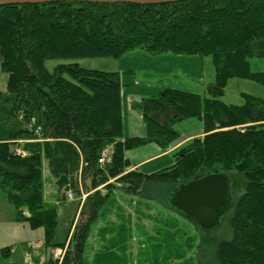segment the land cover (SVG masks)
Wrapping results in <instances>:
<instances>
[{"label":"trees","instance_id":"obj_1","mask_svg":"<svg viewBox=\"0 0 264 264\" xmlns=\"http://www.w3.org/2000/svg\"><path fill=\"white\" fill-rule=\"evenodd\" d=\"M133 49L151 55L211 56L216 66L214 88L219 93L236 76L264 83V71L253 70L250 61L264 57V0L0 5L2 69L9 75L7 86L16 97V114L34 123L0 140L1 186L16 208L17 220L32 228L43 227L45 247H66L62 260L51 255L46 264H92L85 261L84 253L94 224L100 223L97 232L108 250L114 244L112 249L118 251L127 241L113 237L115 225L120 226L118 219L131 216L117 195L137 200L136 204L133 199L126 201L135 208L138 224L156 217L151 215V202L187 218L170 205L171 192L194 178L221 171L228 177L235 202L209 264H264L263 98L244 94L246 102L235 105L168 86L156 97L136 103L148 127L146 136L126 137L119 71L83 68L75 61L61 62L50 72L46 66L51 58H119ZM38 116L41 133L35 131ZM191 118L201 124L204 136L183 143L173 153L174 164L153 173L131 169L127 150L149 142L168 150L181 138L176 124ZM108 146H112L111 161L99 163ZM44 159L55 177L60 201L69 190L80 198L86 194L80 220L74 219L73 230L61 244L54 242L57 203L44 200ZM144 209L151 210L149 215ZM156 212L159 214L157 208ZM125 221L131 224V220ZM211 242L203 241L206 245ZM170 244L173 246L172 241ZM106 254L108 251L97 253L93 264H107L113 256ZM191 259L186 264H205Z\"/></svg>","mask_w":264,"mask_h":264},{"label":"rangeland","instance_id":"obj_2","mask_svg":"<svg viewBox=\"0 0 264 264\" xmlns=\"http://www.w3.org/2000/svg\"><path fill=\"white\" fill-rule=\"evenodd\" d=\"M72 61L78 62L83 68L120 72V80L123 83V134L126 137H131L128 135V126L131 124L133 125L138 118L133 119V121L130 120L129 114L131 111H138L133 108L136 107V104L134 103L135 98H133L130 102L132 94L138 92L143 97H156V95L159 94L158 90L162 87L163 83L167 84L170 82L174 84L176 88L180 87L184 90H192L207 97L216 96L227 103L235 105L246 102V99L243 96L244 94H251L264 99V83L251 78L238 76L232 77L226 82L222 93L217 92L214 88L217 78L216 66L214 65L213 58L211 56L203 54L176 55L166 52L165 54L151 55L146 53L143 49H133L119 58L108 55L96 57L84 56L72 60L51 58L47 60L46 66L50 72L53 71L58 64H61V62L66 63ZM250 61L253 70L264 71V57H252ZM1 62L2 55L0 51V119L2 121L0 124V140L6 139L11 132L17 131L18 129H29L30 123H33L32 120L30 123L25 122V120L16 114L14 109L16 97L8 89L7 82L9 75L2 69ZM34 121L37 127L42 119L38 116ZM192 122H195V124L198 123L196 119L191 118L180 121V123L176 124V127L180 128L181 125H184L187 128V126L189 127ZM139 123L144 124L143 118ZM202 132L203 131L199 132L201 133L200 136H204ZM189 139L190 138H187L186 141H189ZM166 154L167 155H163V157L162 155H159L157 158H152L153 160L151 161L158 159L155 162L160 163L159 168L157 167V169L153 170L151 168L153 163H151L148 165L149 171L144 172L146 171V168L143 170L140 169V171L143 173H153L159 171L160 169L170 167V165L175 163L174 156L172 153ZM169 158L170 161L168 160ZM43 166V177L45 178L44 200L50 203H57L59 218L54 242L56 244H61L66 242L70 230H73L74 219L78 217L77 219L80 220L79 215L81 211L79 208L85 199L74 194L72 197L73 199L66 198L65 200L60 201L59 195H61V193H59L55 177L52 176L46 159L43 160ZM128 197L133 199V203L136 204L137 200H134V197ZM3 202L6 203L8 208L10 207V210L4 208ZM234 202L235 198L231 194L227 205L223 208L221 214L219 215L220 217L217 223L212 227L204 228L197 223L195 224L188 218H183L174 211L171 212L166 210L163 206H161V204L159 205L153 202L150 204L148 202V204L154 208L151 215L156 217L149 216L144 218L145 221H140V223L142 222V226H139L140 223L138 224L139 221H136L137 218L134 216L135 213L133 212L135 208L128 206L126 200H120L119 203L122 208L131 211L130 213L132 217L130 216V219H125L131 220V224L122 220V218L118 219L120 221V226L118 227V224L115 225L117 229L115 230V233H113V237L114 240L127 238V241H123V244L125 245L120 247L118 251L113 250L112 247H110L111 250H108V246L107 249H103L101 246H98L97 244L104 243V238L102 240L101 235H99L100 233L97 232V228L101 226L100 223L99 225L94 224L95 226L91 232L92 235L86 244L87 248L84 253L86 258L85 261H94L95 258L93 259V257L96 256L94 253L108 251L106 256L110 255L113 256V258H108L109 261L107 264L112 262L116 263V261L121 262L120 264H186L191 258L193 262H198V260H200L205 264H209L214 259V243L217 242V238L223 235L227 230L225 222L230 208L234 205ZM140 208L142 209V207ZM156 208L158 209L159 214H157ZM144 211L148 215L151 212L149 209H144ZM12 212L16 213V208L11 202H8L6 192L2 189L0 179V214L8 218L12 215ZM82 217L85 219L86 215H83ZM79 220H77V222H79ZM120 229L123 230L120 231ZM159 229L162 230L163 233H160L158 231ZM145 232L147 234H145ZM169 237L172 240H170ZM160 238H167L169 242H162V239ZM208 239L212 240L211 244L206 245V243H203V241H208ZM170 241L173 242V246H171ZM199 244L200 246L198 247ZM41 247L43 251L45 247ZM41 247L35 245L27 246L24 243L17 244L13 247L14 252L11 254V257L9 259H5L3 264L34 263L36 258L38 259L42 253ZM28 248L34 251L29 252ZM52 255H54V251L52 252ZM0 264L2 263L0 262Z\"/></svg>","mask_w":264,"mask_h":264},{"label":"crops","instance_id":"obj_3","mask_svg":"<svg viewBox=\"0 0 264 264\" xmlns=\"http://www.w3.org/2000/svg\"><path fill=\"white\" fill-rule=\"evenodd\" d=\"M168 86L170 87H176L174 84L168 82L167 84L163 83L162 87H160V89L158 90L160 92L161 89L167 88ZM145 97V96H144ZM140 93H134L132 94V97L130 98V102L132 101L133 98H135L134 103H139L143 98H144ZM134 109H137L136 107H133ZM138 110V109H137ZM138 112V115H137ZM131 111L130 115V120L133 121V119H136V121L133 123V125L131 124L130 126H128V135H130L131 137L134 136H139V137H145L148 131V127L146 126L145 120H144V116L142 115V113L138 110V111ZM144 120V124H140L139 122L142 120ZM26 122V121H25ZM137 123V124H136ZM192 126V127H190ZM190 126L187 128L184 125L180 126V129L182 131L181 134V138L176 140L175 142H173L170 146L168 150L162 149L159 145H157L154 142H149L146 143V145H142V146H138V147H134V149H130L126 151V155L129 159V161L132 163L131 169H135L138 168L139 170H143L144 168H146L147 172L149 171L148 165L153 163V165L151 166V168L153 170L157 169V167L159 168V162H155L151 161L153 160L152 158H157L159 155H167L166 153H174L183 143H185L187 138H192L194 136H199L201 135V133H199L200 131H202L201 129V124L198 122L197 124H195V122H192L190 124ZM14 132V131H13ZM12 133V132H11ZM10 133V134H11ZM8 137V136H7ZM189 139V140H190ZM170 161V158L168 159ZM167 161V162H169ZM164 164V163H163ZM74 196V195H73ZM86 194L83 193L82 198H85ZM119 197V200H129L130 197L127 196H120L117 195ZM124 197V198H123ZM68 199H73V198H69ZM3 206L5 209H8V206H6V203L3 202ZM15 210V209H14ZM80 210V208H79ZM78 210V211H79ZM80 212V211H79ZM78 217H76L75 219L77 220ZM16 219V213L12 212V215H10L8 218H6V216L1 215L0 214V262L3 264L5 259H9L11 257V254L14 252L13 247L16 246L17 244H26L27 246H44L45 247V230L43 227H38L35 228L28 223L26 221H18ZM100 231V230H98ZM98 246H101L103 249H107L108 244L104 243H99L97 244ZM97 246V247H98ZM43 247V248H44ZM111 247H114V244H111ZM115 248V247H114ZM118 248V246H117ZM7 249V253H4V250ZM120 249V247L118 248ZM28 251H34L28 248ZM41 251H42V247H41ZM54 251V249L52 248H48L45 247V249L42 251L40 257L36 260L34 263H30V264H46V261L49 260V257L52 255V252ZM95 255L97 253H94ZM90 257V256H89ZM95 258V256L93 257V259ZM91 259V258H90ZM92 262L94 263V261L92 260ZM92 263V264H93Z\"/></svg>","mask_w":264,"mask_h":264},{"label":"water","instance_id":"obj_4","mask_svg":"<svg viewBox=\"0 0 264 264\" xmlns=\"http://www.w3.org/2000/svg\"><path fill=\"white\" fill-rule=\"evenodd\" d=\"M58 1H85L91 3L131 2L139 5H152L186 0H0V5ZM230 195L227 175L224 172L217 171L194 178V180L174 189L170 194L169 202L172 207H175L180 213L190 218L195 224L208 228L217 223L219 215L230 199Z\"/></svg>","mask_w":264,"mask_h":264},{"label":"built area","instance_id":"obj_5","mask_svg":"<svg viewBox=\"0 0 264 264\" xmlns=\"http://www.w3.org/2000/svg\"><path fill=\"white\" fill-rule=\"evenodd\" d=\"M34 124L33 123H30V127H32ZM35 131L37 133H41V125L35 127ZM111 148L112 146H108L107 148H105L100 156V159H99V163H106V162H110L111 161ZM18 152H20V149H18ZM73 192L71 190H69L67 192V197L69 198H72L73 197ZM65 251L66 249L65 248H61V247H58L56 250H54V258L55 259H60L62 260L63 259V256L65 254Z\"/></svg>","mask_w":264,"mask_h":264}]
</instances>
